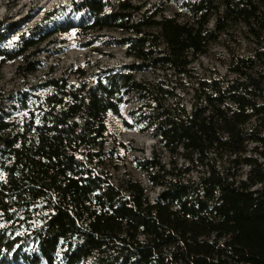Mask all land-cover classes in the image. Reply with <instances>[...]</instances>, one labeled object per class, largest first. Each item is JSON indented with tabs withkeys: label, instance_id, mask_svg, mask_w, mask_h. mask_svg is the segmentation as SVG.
Returning a JSON list of instances; mask_svg holds the SVG:
<instances>
[{
	"label": "trees",
	"instance_id": "obj_1",
	"mask_svg": "<svg viewBox=\"0 0 264 264\" xmlns=\"http://www.w3.org/2000/svg\"><path fill=\"white\" fill-rule=\"evenodd\" d=\"M70 6L55 29L38 24L0 46V65L35 74L48 40L73 30L87 48L109 38L131 62L90 81L80 69L77 82L52 75L0 102V264H264V72L242 60L251 64L235 77L197 83L191 101L161 73L188 74L230 22L264 34L259 5L195 0L184 4L187 21L134 0ZM17 32L0 24V45ZM132 101L143 131L199 166L196 179L174 183L156 158L139 161L153 186L178 190L166 223L140 181H115L108 119L131 128L123 108Z\"/></svg>",
	"mask_w": 264,
	"mask_h": 264
},
{
	"label": "rangeland",
	"instance_id": "obj_2",
	"mask_svg": "<svg viewBox=\"0 0 264 264\" xmlns=\"http://www.w3.org/2000/svg\"><path fill=\"white\" fill-rule=\"evenodd\" d=\"M71 1L0 0L2 29L5 31L8 26L18 29L15 35H9V38L0 46L12 45L24 30L38 24H47L51 29H55V26H59L69 16ZM113 1L117 3L118 0ZM193 1L195 0H134L137 4H145L144 11H148L149 15L158 13L160 17L162 14L175 16L181 13V21L189 19L184 4ZM218 1L223 3V0ZM253 1L259 5L260 19L264 20V0ZM221 9L222 15V6ZM209 28L216 29L215 18L211 20ZM109 35L118 36L115 33H109ZM108 39L105 38L87 48L83 46L87 39L80 38L76 30L69 33H57L48 40L52 43L44 45L45 52L38 56L37 59L43 65L37 73L20 76L17 72L18 62H6L0 65V102L8 101L11 95L18 91H25L33 84L52 75L57 77L67 75L72 82H77L80 69L86 73L83 79L90 81L100 69L131 62V59L126 57L123 47L105 45ZM245 59L252 61L255 66L254 73L264 72V34L257 36L243 22H230L227 30L219 35L207 52L195 60L188 74H176L171 70L161 73L167 76L168 84L177 87L178 93L185 96L187 101H191L197 83L225 75L235 77L232 71L238 65L245 69L251 64V62L243 64L241 61ZM137 107L138 104L132 101L123 108L124 118L132 125L131 128L126 127L121 119L112 115L109 117L107 151H112L114 165H118V169L113 170L115 181L129 176L135 181H140L156 206L158 221L166 223L177 207L178 190L167 191L162 187L153 186L139 166V161L156 158L160 162V167L171 173L169 177L174 183L196 179L199 166L197 162L193 165L188 161L187 157L191 154L186 150L180 148L176 152H171L151 132L143 131L142 126L136 123L133 116ZM250 155L258 157L254 153ZM189 167L192 170L187 173ZM249 171L250 168L244 165L240 172L244 179L248 177ZM1 227L3 224L0 223Z\"/></svg>",
	"mask_w": 264,
	"mask_h": 264
}]
</instances>
